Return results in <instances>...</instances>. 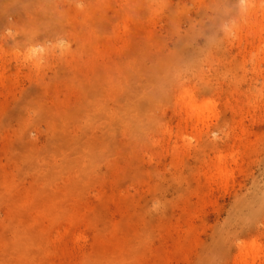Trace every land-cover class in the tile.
Wrapping results in <instances>:
<instances>
[{"label":"rangeland","instance_id":"obj_1","mask_svg":"<svg viewBox=\"0 0 264 264\" xmlns=\"http://www.w3.org/2000/svg\"><path fill=\"white\" fill-rule=\"evenodd\" d=\"M247 2L0 0V264H264Z\"/></svg>","mask_w":264,"mask_h":264},{"label":"bare ground","instance_id":"obj_2","mask_svg":"<svg viewBox=\"0 0 264 264\" xmlns=\"http://www.w3.org/2000/svg\"><path fill=\"white\" fill-rule=\"evenodd\" d=\"M251 6H252V3L251 2H247V8H251ZM250 11H251V9H250ZM261 28H264V24L262 25ZM179 100H180V102L182 101L183 110L185 109L186 116H187V118L189 120H191L192 122L195 120L197 125H199V124L206 125L207 124V123H205L202 120L203 119V114H204L205 111L208 110V108L215 107L214 103L199 104L197 99H196V97H195V95L190 90H184L182 92L181 97L179 98ZM222 160L223 159L220 157L219 158V166H218V171H219L218 175H220V176H224L227 173L226 170L222 167V164H223ZM258 246H259L258 243L254 242L251 247H253V249H258L259 248Z\"/></svg>","mask_w":264,"mask_h":264},{"label":"clouds","instance_id":"obj_3","mask_svg":"<svg viewBox=\"0 0 264 264\" xmlns=\"http://www.w3.org/2000/svg\"><path fill=\"white\" fill-rule=\"evenodd\" d=\"M240 4L246 5L247 4V0H240ZM44 48L42 47H32L29 48L25 54V58L28 60H32V59H38L40 57V55L44 52Z\"/></svg>","mask_w":264,"mask_h":264}]
</instances>
